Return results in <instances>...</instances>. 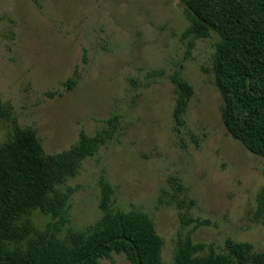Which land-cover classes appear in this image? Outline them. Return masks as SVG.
I'll list each match as a JSON object with an SVG mask.
<instances>
[{
	"label": "rangeland",
	"instance_id": "374dc122",
	"mask_svg": "<svg viewBox=\"0 0 264 264\" xmlns=\"http://www.w3.org/2000/svg\"><path fill=\"white\" fill-rule=\"evenodd\" d=\"M188 27L182 0H0V144L15 121L56 155L116 119L112 140L67 183L66 229L89 232L100 220L105 180L115 208L154 221L165 264L187 236L205 253L227 241L264 251L254 217L264 159L223 124L218 35L194 40L189 53ZM177 73L194 91L183 125L173 116ZM101 264L130 263L113 254Z\"/></svg>",
	"mask_w": 264,
	"mask_h": 264
},
{
	"label": "trees",
	"instance_id": "16d2710c",
	"mask_svg": "<svg viewBox=\"0 0 264 264\" xmlns=\"http://www.w3.org/2000/svg\"><path fill=\"white\" fill-rule=\"evenodd\" d=\"M189 27V53L194 40L218 35L213 69L227 133L250 153L264 159V0H182ZM174 119L183 125L191 85L177 73ZM76 81H69L71 89ZM116 119L95 136L82 133L69 150L46 154L36 131H13L0 144V264H101L123 254L130 264H165L164 241L154 221L142 212L113 206L114 191L102 180V217L91 231L66 229L70 224L73 189L87 158L106 146L116 130ZM255 219L264 228V187L257 198ZM48 218L38 227L33 218ZM180 237L171 264H264V251L251 243L227 241L225 251Z\"/></svg>",
	"mask_w": 264,
	"mask_h": 264
}]
</instances>
